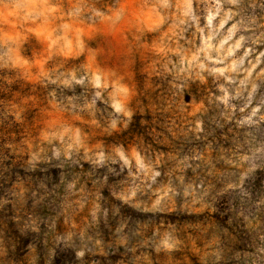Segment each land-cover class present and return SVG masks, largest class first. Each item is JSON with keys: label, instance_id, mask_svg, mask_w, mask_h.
<instances>
[{"label": "rangeland", "instance_id": "rangeland-1", "mask_svg": "<svg viewBox=\"0 0 264 264\" xmlns=\"http://www.w3.org/2000/svg\"><path fill=\"white\" fill-rule=\"evenodd\" d=\"M0 264H264V0H0Z\"/></svg>", "mask_w": 264, "mask_h": 264}]
</instances>
